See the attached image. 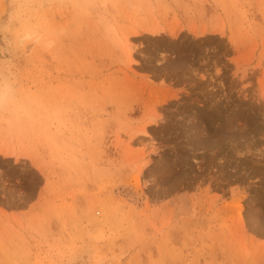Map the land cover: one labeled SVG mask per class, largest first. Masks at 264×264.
I'll list each match as a JSON object with an SVG mask.
<instances>
[{
  "label": "rangeland",
  "instance_id": "374dc122",
  "mask_svg": "<svg viewBox=\"0 0 264 264\" xmlns=\"http://www.w3.org/2000/svg\"><path fill=\"white\" fill-rule=\"evenodd\" d=\"M25 9L65 35L0 51V140L39 169L0 163V264H264V0H0V28Z\"/></svg>",
  "mask_w": 264,
  "mask_h": 264
},
{
  "label": "clouds",
  "instance_id": "9594fccd",
  "mask_svg": "<svg viewBox=\"0 0 264 264\" xmlns=\"http://www.w3.org/2000/svg\"><path fill=\"white\" fill-rule=\"evenodd\" d=\"M105 31H115V25L105 24ZM7 33L11 38L5 36ZM65 35L62 29H51L42 23L38 10H22L10 16L8 23L0 28V39L11 53L23 52L29 43L41 48L43 51H52L56 41ZM31 54V53H29ZM16 65L12 59L0 58V107L11 106L16 99Z\"/></svg>",
  "mask_w": 264,
  "mask_h": 264
},
{
  "label": "crops",
  "instance_id": "0c3cea01",
  "mask_svg": "<svg viewBox=\"0 0 264 264\" xmlns=\"http://www.w3.org/2000/svg\"><path fill=\"white\" fill-rule=\"evenodd\" d=\"M0 163H5L10 166H17L21 164L28 165L32 170L39 172L36 167L35 153L25 148H19L11 141L0 140ZM2 185H0V189ZM2 191H0V210L8 213L13 212L12 205L9 201L3 198Z\"/></svg>",
  "mask_w": 264,
  "mask_h": 264
},
{
  "label": "bare ground",
  "instance_id": "6f19581e",
  "mask_svg": "<svg viewBox=\"0 0 264 264\" xmlns=\"http://www.w3.org/2000/svg\"><path fill=\"white\" fill-rule=\"evenodd\" d=\"M145 133V131H143Z\"/></svg>",
  "mask_w": 264,
  "mask_h": 264
}]
</instances>
